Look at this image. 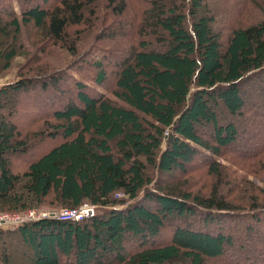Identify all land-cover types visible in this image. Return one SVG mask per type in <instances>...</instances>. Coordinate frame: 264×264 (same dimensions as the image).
<instances>
[{"label": "trees", "instance_id": "1", "mask_svg": "<svg viewBox=\"0 0 264 264\" xmlns=\"http://www.w3.org/2000/svg\"><path fill=\"white\" fill-rule=\"evenodd\" d=\"M101 1L0 0V32L16 36L14 44H4L11 51L0 50V59L9 64L20 55L19 36L33 26L47 40L37 44L43 47L40 55L46 58L60 47L69 62L82 40V35L69 39L71 31L94 29ZM105 1L113 18L128 14L129 0ZM179 1L137 0L145 6L129 21L130 29L112 34L126 44L141 42L127 56L109 60L117 68L111 96L92 95L77 84L76 100L64 109L51 103L49 111L47 103L45 110L31 112L42 126L30 129L28 137L10 120L19 111L10 112L9 120L0 115V213L85 203L102 211L80 222L45 219L0 228V264H220L234 246L233 237L222 232L224 218L261 220L264 189L237 173L242 169L264 179V133L246 150L241 145L246 131L234 122L221 124L217 110L223 107L232 117L252 113L260 107L249 97L255 87L258 102L264 101V0H234L224 33L216 31L210 13L201 12L204 0ZM147 35L162 47L144 41ZM30 55L22 54V67L33 71L3 87L1 99L26 94L32 81L44 82L41 91L58 81L56 75L37 76L38 60ZM108 64L105 58L94 63L100 84ZM49 66L40 64L37 72ZM41 136L53 145L31 154L28 140ZM27 154L26 167L15 172L10 157ZM239 159L251 160L249 166ZM200 173L211 178L208 193L193 180ZM223 185L229 190L222 191ZM242 186L245 208L229 198ZM175 219L183 224L168 230L162 242Z\"/></svg>", "mask_w": 264, "mask_h": 264}, {"label": "rangeland", "instance_id": "2", "mask_svg": "<svg viewBox=\"0 0 264 264\" xmlns=\"http://www.w3.org/2000/svg\"><path fill=\"white\" fill-rule=\"evenodd\" d=\"M136 1L137 0H129V12L127 11L128 14L123 18H113L110 13L111 9H108L106 7V1L102 0L101 4L99 5L100 9L98 17L94 19L95 28L91 30L87 29L86 31H84V27V30H82L80 27H74L71 31L69 39H74L77 35H80V38L82 35V40H80L81 46L77 49V55L69 58V62H66V51L64 49H61L60 47L52 48L53 51H51V54L49 56L47 55V57L44 58V54L40 55L39 53L40 48L43 47L37 44L42 43L43 40H47L42 36L40 30H37L35 27L26 26V28H23L19 39L22 40L24 49H19L20 55L13 58L9 62V64H7V62L3 59H0V90L3 87L17 82L21 75H28L30 71H33L30 70L29 67H27L25 70L24 67H22L24 64H26V58L22 57V54L28 52L31 54V59L34 58L35 60H38L33 64V69L37 76L52 75L53 77L54 75H56L58 81L55 82L54 85L50 84V86L47 88L48 93H46L47 90L41 91L44 82L37 80L30 83V88L28 89L26 94L15 93L4 100L0 98V105L2 108L0 109V115H2V117L5 116L9 120V117L7 115H9L10 112L15 113L19 111L20 114H17L16 120H10L12 122H15L16 127L19 131L22 132L24 136L28 137L29 135H31L30 129L37 130L41 128L40 126H42L40 122L35 124V121L31 117V112H35L38 108L39 110H45V106L47 103L49 104L48 108H50L51 103H53L52 107H54L55 110L64 109L68 100H76V94L78 93L77 84H84L86 91L92 95L98 96L101 94H108V96H111L114 86V74L117 72V68L110 65L109 60L114 57L113 61L115 62L116 58L119 59L123 55L127 56L125 51L128 52L127 49L129 50V47L137 45L140 41L139 39H135V44L133 42L126 44V39H121L117 36L112 37V34L118 32L123 28H125L124 32L126 31V28L127 30L130 29L129 27H127L129 21L135 20L136 15H139L141 13L140 9L145 6V4H143L142 6L138 5ZM203 3L205 5V9L201 12H205L207 14L210 13V15L215 18L216 24L214 25V27L216 31H220L223 33L226 32V29L229 27L228 20L230 19V17H228V12H230V10L232 9L230 8V6H233L234 0H204ZM16 8L17 12H20L18 3H16ZM138 22H140V20H138L137 23ZM8 33L9 35L5 37L0 32V50L6 49L5 53H9L11 51V48H4V44H6L7 42H9V44H14L13 39L16 37L12 30H10ZM138 38L141 39V36L138 35ZM155 38V36L147 35L145 36L144 41L151 43L156 48H161L162 46H159V42H156ZM47 43L51 44V42ZM101 58H105V62L107 64L109 63L106 69L107 78L104 84H100L95 80L98 70L94 67V63ZM40 64L50 66L47 71L43 70L37 72L38 69L36 66H40ZM27 69L30 71H28ZM21 70L24 71L21 72ZM261 80H264V77H262ZM250 89L252 93H254L253 95L250 94V99L254 98V100H256L258 105L260 106L259 108L256 107L255 110L252 111V113H247L245 117H232L224 110L223 107H219L217 110L221 124H224L226 122H234L241 131H246V133L241 136V145L246 150H250V148L254 146V140L256 139L255 137H261L264 133V101L258 102V98H256V93L257 91H259V88L255 87L254 89ZM54 109L50 108L49 111ZM256 110H258V113L256 112ZM42 115L50 116L51 112H43ZM166 135L168 136V134ZM28 141L30 146L28 150L29 152H31V154L35 152L34 149L37 150V148H40L43 145H45V149H48L51 145H53L49 140H46L44 136H41L39 138L33 137ZM56 143L57 142H55L54 144L56 145ZM39 152L41 151H38V153ZM30 156L31 155L27 154V156L17 155L10 157V162L11 165H13L15 172H20L24 169V167H26L28 162L27 160H29ZM250 159L253 161L252 158ZM251 160L247 161L250 162ZM236 162H239V164L241 165L249 166L248 162H245L241 159H239V161L236 160ZM223 163L224 165L228 166V168L232 165L229 160H223ZM239 174L245 176L255 186L264 189V179L258 178L254 176V174L247 173L242 169L238 171L237 176H240ZM194 176L195 177L193 178V180H196V184L198 187L197 189L201 187V190H203L202 192L208 193L209 189H211V178L201 173ZM235 178L236 176L234 175L232 177V180H234ZM157 179L162 180V177H157ZM167 179L174 180L175 177ZM227 185H223L221 187V190H229V187ZM231 187L232 186H230V188ZM239 188L242 189L238 190L236 188L233 191V195L231 194L232 196L230 195L231 197L229 198L236 200V203L240 206L239 208H242L241 205L244 206L243 208H245V204H240V200L243 199L242 194L245 189L244 186ZM145 194L146 192L142 191L139 194V199ZM119 198L126 197L121 196ZM41 210L56 212L61 209L59 207L52 206L41 208ZM101 212L102 211L97 208L96 215L102 214ZM260 217L261 220H259L258 222L255 219L252 220V217H250L249 215H247V217L236 215V217L227 216L224 218L225 222L223 223V225H221L222 232L228 236L233 237L234 246L232 247V249L227 250L226 258H221L218 263L229 264L230 262L235 263L236 261L237 264H264V213L260 214ZM196 219L190 220V222L191 224L198 226L196 223L198 220ZM181 224H183V220L180 219H175L173 222H171V224L168 225V228L166 229L167 231H163L162 233V242H164V236L167 235L168 230L171 231L175 226H179Z\"/></svg>", "mask_w": 264, "mask_h": 264}, {"label": "built area", "instance_id": "3", "mask_svg": "<svg viewBox=\"0 0 264 264\" xmlns=\"http://www.w3.org/2000/svg\"><path fill=\"white\" fill-rule=\"evenodd\" d=\"M123 194H118L121 197ZM97 206L91 203H85L75 209H61L56 212L45 211L41 209H29L22 212L0 213V228L16 229L22 225L45 220L56 219L69 222H80L96 215Z\"/></svg>", "mask_w": 264, "mask_h": 264}]
</instances>
